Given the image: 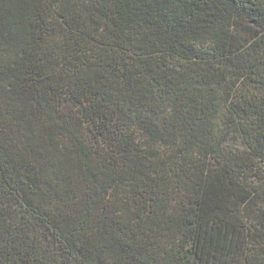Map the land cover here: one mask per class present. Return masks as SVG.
<instances>
[{"label":"trees","instance_id":"16d2710c","mask_svg":"<svg viewBox=\"0 0 264 264\" xmlns=\"http://www.w3.org/2000/svg\"><path fill=\"white\" fill-rule=\"evenodd\" d=\"M0 264H264V0H0Z\"/></svg>","mask_w":264,"mask_h":264}]
</instances>
